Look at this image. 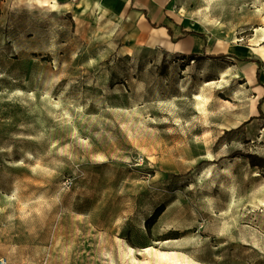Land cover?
Instances as JSON below:
<instances>
[{
  "label": "rangeland",
  "instance_id": "1",
  "mask_svg": "<svg viewBox=\"0 0 264 264\" xmlns=\"http://www.w3.org/2000/svg\"><path fill=\"white\" fill-rule=\"evenodd\" d=\"M185 14L233 56L131 52L0 0V257L264 264V0Z\"/></svg>",
  "mask_w": 264,
  "mask_h": 264
},
{
  "label": "crops",
  "instance_id": "2",
  "mask_svg": "<svg viewBox=\"0 0 264 264\" xmlns=\"http://www.w3.org/2000/svg\"><path fill=\"white\" fill-rule=\"evenodd\" d=\"M189 1L60 0L61 8L71 14L78 26V33L89 38H109L127 51L147 50L164 57L183 58L220 52L200 22L186 16ZM246 51L236 48L235 54L244 55ZM262 83L258 93L263 104L264 80Z\"/></svg>",
  "mask_w": 264,
  "mask_h": 264
},
{
  "label": "bare ground",
  "instance_id": "3",
  "mask_svg": "<svg viewBox=\"0 0 264 264\" xmlns=\"http://www.w3.org/2000/svg\"><path fill=\"white\" fill-rule=\"evenodd\" d=\"M27 2L32 4L37 3L42 6H51L54 9H60L62 7L60 0H27ZM252 48L257 51L260 54L262 60H264V45H260L259 48H254V46ZM206 84H210V82L207 81Z\"/></svg>",
  "mask_w": 264,
  "mask_h": 264
},
{
  "label": "trees",
  "instance_id": "4",
  "mask_svg": "<svg viewBox=\"0 0 264 264\" xmlns=\"http://www.w3.org/2000/svg\"><path fill=\"white\" fill-rule=\"evenodd\" d=\"M229 56H233L232 54H226V53H219V54H202V55H192V57H198V58H210V59H214V58H225V57H229ZM260 116L264 117V113L262 111H260ZM160 214V211H155L154 215L158 216ZM153 215V216H154Z\"/></svg>",
  "mask_w": 264,
  "mask_h": 264
},
{
  "label": "built area",
  "instance_id": "5",
  "mask_svg": "<svg viewBox=\"0 0 264 264\" xmlns=\"http://www.w3.org/2000/svg\"><path fill=\"white\" fill-rule=\"evenodd\" d=\"M69 182V181H68ZM0 264H10L7 258L5 257H0Z\"/></svg>",
  "mask_w": 264,
  "mask_h": 264
}]
</instances>
